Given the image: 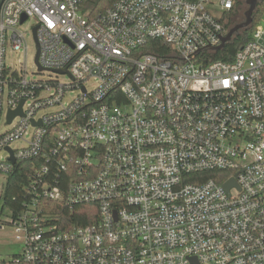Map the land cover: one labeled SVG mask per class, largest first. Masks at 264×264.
Wrapping results in <instances>:
<instances>
[{"label": "built area", "instance_id": "obj_1", "mask_svg": "<svg viewBox=\"0 0 264 264\" xmlns=\"http://www.w3.org/2000/svg\"><path fill=\"white\" fill-rule=\"evenodd\" d=\"M84 2L0 0V173L33 169L13 220L20 259L264 264V28L204 65L239 0H116L96 16ZM32 49L48 80L29 78ZM209 171L236 174L189 182ZM44 201L91 205L93 223L69 227Z\"/></svg>", "mask_w": 264, "mask_h": 264}, {"label": "trees", "instance_id": "obj_2", "mask_svg": "<svg viewBox=\"0 0 264 264\" xmlns=\"http://www.w3.org/2000/svg\"><path fill=\"white\" fill-rule=\"evenodd\" d=\"M116 0H85L83 4L84 10H89L92 16H96L99 13L104 12L108 9ZM245 2L239 0L235 9L227 14L224 18V26L227 31L231 30L237 24L243 20L240 18V14L243 12ZM264 12V0L258 4V7L254 14L253 24L248 30L241 31L239 35L233 37L232 41L227 43L225 48L221 51L205 52L201 55L202 62L204 65L211 64L215 61L232 62L236 53L242 49L251 39L254 30L259 25L260 16ZM162 44L161 41L153 40L147 47V51L155 54H163L156 45ZM32 169L31 163L18 162L14 167V170L9 174L6 183L3 188V192L0 196L2 201V210L0 214V224H4L1 219L6 211L10 212L11 218L9 225L13 226V220L17 215L25 208L23 201L26 199V188L30 184V174ZM236 173L228 171H209L189 175V182L202 184L209 180H215L219 184L225 183L230 177ZM45 204L56 207L60 213L66 218L69 227L73 226H85L93 223L89 217V210L93 207L91 205H80L74 210H70L64 205L44 201ZM99 217L97 208V219ZM0 264H25L21 259L20 255H15L13 260L6 262L0 260Z\"/></svg>", "mask_w": 264, "mask_h": 264}, {"label": "rangeland", "instance_id": "obj_3", "mask_svg": "<svg viewBox=\"0 0 264 264\" xmlns=\"http://www.w3.org/2000/svg\"><path fill=\"white\" fill-rule=\"evenodd\" d=\"M242 1L245 2V6H244L243 12L240 14V18L242 17L241 20H243V19L245 20L244 14L247 11L248 6L246 5L247 0H242ZM213 12H214V15L216 17H219L221 14V12L219 10H213ZM34 23H35L34 21L28 22L27 24H25V28H28V27L34 25ZM259 25L264 28V12L260 16ZM33 54H34V49L31 50V52L29 53L28 59H27V69L29 72V78H34V79H39V80H48L50 74H44L41 76H36V75L33 76L32 75V73L35 71V67L33 64ZM23 60H25V58H24L23 53H21V52L14 54V56L12 58L9 57V62H12L15 65L16 64L19 65V62L23 61ZM60 81L61 82L67 81V77L61 76ZM72 96H73V94L69 93L66 96L65 102L66 103L69 102V100L71 99ZM18 144L19 143H15V144H13V146L16 147V146H18ZM6 180H7L6 175L3 173H0V196L3 192V188H4V185L6 183ZM10 218H11L10 212L6 211L5 214L3 215L2 219H1L5 223L1 225L4 227V231L0 235V244L4 245L3 246L4 250L2 252V253H4V255L1 254L0 260H5L6 262H10L11 260H13L14 256L19 255L21 253V250H22L21 244L16 239V234H15L13 226L8 224L10 222Z\"/></svg>", "mask_w": 264, "mask_h": 264}, {"label": "water", "instance_id": "obj_4", "mask_svg": "<svg viewBox=\"0 0 264 264\" xmlns=\"http://www.w3.org/2000/svg\"><path fill=\"white\" fill-rule=\"evenodd\" d=\"M262 1L263 0H247L246 5L248 6V9L244 14L245 20L242 21L241 23L237 24L235 27H233L231 30L228 31L226 36H224L222 38V43L220 44V46H218L216 48H208L206 50L221 51L225 48L227 43L232 41L234 36L239 35L241 33V31L248 30L251 27V25L253 24L254 14H255V11L258 7V4ZM25 20H26V18H24L22 20V22H24ZM35 32H36V30H35ZM37 61H38V57H37ZM19 113H21V107L17 112H10L9 123H11V121L14 119V117ZM11 160H12V162H15L13 157H11ZM236 185H237L236 180L231 179L230 181H228L224 185V188L226 189L227 192H230L231 188L236 186Z\"/></svg>", "mask_w": 264, "mask_h": 264}, {"label": "crops", "instance_id": "obj_5", "mask_svg": "<svg viewBox=\"0 0 264 264\" xmlns=\"http://www.w3.org/2000/svg\"><path fill=\"white\" fill-rule=\"evenodd\" d=\"M1 210H2V201H0V214H1ZM1 225H2V224H0V235H1V233L4 231V227L1 226ZM3 246H4V245H1V244H0V256H1V254L4 255V253H2L3 250H4Z\"/></svg>", "mask_w": 264, "mask_h": 264}]
</instances>
